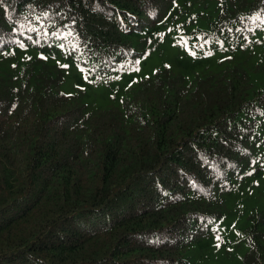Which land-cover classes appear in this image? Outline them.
Here are the masks:
<instances>
[{
  "label": "trees",
  "instance_id": "obj_1",
  "mask_svg": "<svg viewBox=\"0 0 264 264\" xmlns=\"http://www.w3.org/2000/svg\"><path fill=\"white\" fill-rule=\"evenodd\" d=\"M190 27L194 58L115 105L63 89L74 62L132 73ZM263 27L264 0H0V264H185L205 246L264 176V57L233 53ZM244 235L242 264H264L263 212Z\"/></svg>",
  "mask_w": 264,
  "mask_h": 264
},
{
  "label": "rangeland",
  "instance_id": "obj_2",
  "mask_svg": "<svg viewBox=\"0 0 264 264\" xmlns=\"http://www.w3.org/2000/svg\"><path fill=\"white\" fill-rule=\"evenodd\" d=\"M195 29L190 27L185 35L163 42L143 62L142 68L132 73L118 75L115 69L104 70L94 58H83V63L74 62L68 69L63 89L76 92L82 88L84 100L92 109L115 105L138 85L141 78L152 75L163 64H173L177 59H193L190 45L196 42L192 35ZM233 53L238 60L246 61L247 66L260 62L264 57V27L255 34L251 45L237 48ZM57 58L63 64L70 63V59L62 55ZM262 156L264 165V140ZM253 211L264 213V176L261 179L251 177L236 185L227 197L224 216L210 225L207 244L192 248L185 257V264H242L249 250L244 230Z\"/></svg>",
  "mask_w": 264,
  "mask_h": 264
},
{
  "label": "snow or ice",
  "instance_id": "obj_3",
  "mask_svg": "<svg viewBox=\"0 0 264 264\" xmlns=\"http://www.w3.org/2000/svg\"><path fill=\"white\" fill-rule=\"evenodd\" d=\"M53 35H55V33H53Z\"/></svg>",
  "mask_w": 264,
  "mask_h": 264
}]
</instances>
